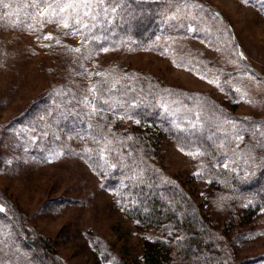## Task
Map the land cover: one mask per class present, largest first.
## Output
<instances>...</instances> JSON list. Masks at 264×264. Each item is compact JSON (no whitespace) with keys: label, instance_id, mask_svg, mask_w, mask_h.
<instances>
[{"label":"trees","instance_id":"1","mask_svg":"<svg viewBox=\"0 0 264 264\" xmlns=\"http://www.w3.org/2000/svg\"><path fill=\"white\" fill-rule=\"evenodd\" d=\"M29 1L35 4L33 16L29 14L33 20L35 16L49 18L42 17L47 15L61 20L56 21L60 26L52 40L63 31L74 30L79 38L69 45L71 53L80 52L84 60H92L91 71L87 73L83 62L74 73L76 80L74 62L69 69L71 79L57 82L50 92L14 118L17 126L12 129L16 133L17 127L23 130V126L29 127L26 122H34L39 137L30 143V154L42 158L44 153L57 149V135L84 137L88 149L79 154L100 176L103 186L115 192L125 215L139 228L156 231L155 236L144 241V264H247L241 259L238 242L248 238L243 228L264 210V116L237 114L235 107L227 108L212 97L162 88L142 73L134 75L133 71L117 67V76H113V68H96V53L105 48L168 49L169 39L158 36L162 28L166 36L176 38L184 37L192 26H199L196 16H179L180 11L173 16L177 14V22L183 26L168 22L169 4L191 1L108 0L99 7L88 5L91 15H83L87 8L77 4L81 13L75 17L78 24L73 23L74 10L67 8L65 0ZM247 1H260L262 5L255 4L264 9V0ZM128 5L130 9H124ZM62 6L66 8L64 12L60 11ZM39 7L44 8L42 14ZM213 13V18L218 19ZM213 18L209 17L198 33L205 34V28L211 32ZM129 25L134 28L128 29ZM38 31L45 35L42 29ZM247 68L259 73L250 64ZM86 74L94 75V84L86 86L84 92L66 84ZM260 76L264 79L263 74ZM223 87L228 94H240L239 88L228 87L227 83ZM190 99L200 102L201 109L198 102L194 104ZM46 125H50L49 132ZM10 127L12 124L8 130ZM1 136L0 148L16 138ZM165 137L178 142L196 163L201 178L212 187L207 213L185 180L159 162ZM15 147L11 144V148ZM0 153L5 156V152ZM0 207L4 209L0 212V264H68L49 240L38 236L27 224L25 213L2 190ZM212 207L226 215L216 216ZM4 241L8 244L4 245ZM113 264L127 263L119 259Z\"/></svg>","mask_w":264,"mask_h":264},{"label":"rangeland","instance_id":"2","mask_svg":"<svg viewBox=\"0 0 264 264\" xmlns=\"http://www.w3.org/2000/svg\"><path fill=\"white\" fill-rule=\"evenodd\" d=\"M190 1V4H169L168 22L183 26L182 22H177V14L173 16L180 11L179 16H196L199 26H192L184 37L176 38L166 36L162 28L158 36L169 39L168 49L157 46L133 51L105 48L107 51L102 49L96 53V68L103 71L113 68L116 70L113 76H117V67L133 71L134 75L142 73L144 77L153 78V82H159L162 88L196 92L202 97L214 98L227 108L235 107L237 114L263 117L264 79L260 75H264V9L256 5L262 3ZM33 5L29 0H2L0 3V140L1 134L16 137L0 148V152H5L4 157L0 155V190L21 208L27 224L38 236L49 240L66 263L113 264L121 259L127 264H144V241L155 236L156 231L139 228L125 215L115 192L103 186L100 176L79 154L88 149L84 137L57 135L58 148L44 153L42 158H34L29 152L30 143L39 137L34 122H26L29 127L23 126V130L17 127V133L12 129L17 126L14 118L38 97L50 92L53 85L64 78L71 79L69 69L74 62L73 80L77 79L74 73L82 68L83 62L87 73L92 68V60H84L80 52L71 53L69 45L78 41V34L74 30L63 31L52 40L60 26L56 22L59 18L47 15L42 17L49 18L35 16L33 20L29 16H33ZM142 8L146 9L144 4ZM184 8L187 11H182ZM124 9L129 10L130 6ZM43 11L44 8L39 7L40 14ZM213 11L218 19L213 18ZM209 17L214 19L208 20L213 30L209 32V28H205V34L198 33ZM39 28L45 35L39 34ZM247 64L259 73L249 72ZM93 76L86 74L66 84L84 92L86 86H93ZM224 83L239 88L240 94H228ZM196 105L201 109L200 102ZM85 107L89 110L87 102ZM9 124L12 127L8 130ZM49 129L50 125H46V132ZM13 143L15 148H11ZM158 158L168 172L185 180L207 213L212 187L201 178L190 155L175 139L165 137ZM212 208L216 216L226 215ZM243 229L249 236L238 242L241 259L247 264H264V210ZM7 241L11 243V239ZM8 242L4 241V245Z\"/></svg>","mask_w":264,"mask_h":264},{"label":"snow or ice","instance_id":"3","mask_svg":"<svg viewBox=\"0 0 264 264\" xmlns=\"http://www.w3.org/2000/svg\"><path fill=\"white\" fill-rule=\"evenodd\" d=\"M247 2V0H246ZM0 3H2V0H0ZM65 3L67 5L68 9H72L74 10L72 13V20L74 24H78L79 21L75 19V17L80 16L81 13L79 12L78 9H76V5L77 4H83L86 8L87 11L85 13H83V15H91L92 14V8L88 7V5L90 4H96L98 7L102 6L105 3V0H65ZM61 12L65 11V8H60ZM113 11H115V9H113ZM65 27H69V24H65ZM50 38V37H49ZM105 51H107V49H105ZM4 209L3 207H0V212H3Z\"/></svg>","mask_w":264,"mask_h":264}]
</instances>
